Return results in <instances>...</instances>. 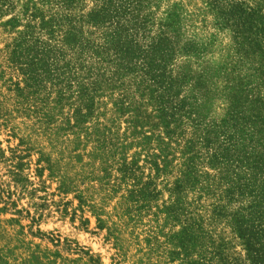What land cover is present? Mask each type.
<instances>
[{
    "label": "rangeland",
    "instance_id": "1",
    "mask_svg": "<svg viewBox=\"0 0 264 264\" xmlns=\"http://www.w3.org/2000/svg\"><path fill=\"white\" fill-rule=\"evenodd\" d=\"M255 150L264 0H0V264H248Z\"/></svg>",
    "mask_w": 264,
    "mask_h": 264
},
{
    "label": "trees",
    "instance_id": "2",
    "mask_svg": "<svg viewBox=\"0 0 264 264\" xmlns=\"http://www.w3.org/2000/svg\"><path fill=\"white\" fill-rule=\"evenodd\" d=\"M240 22L242 23L241 29L245 31L246 20H240ZM115 49L118 55H122L121 52H129V49L122 48V46ZM215 153L218 154V152ZM221 156L225 157L228 154L222 153ZM241 158L245 160L244 166L259 170L264 174V152L258 154L255 150L243 154ZM245 181L246 191L254 196V200L249 206V217L237 219L236 229L245 245L248 264H264V180L259 183L253 176Z\"/></svg>",
    "mask_w": 264,
    "mask_h": 264
}]
</instances>
